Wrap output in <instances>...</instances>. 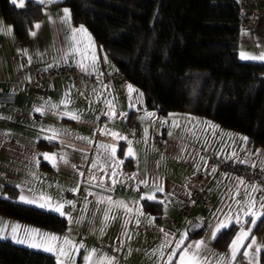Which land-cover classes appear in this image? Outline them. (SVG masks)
<instances>
[{
    "label": "crops",
    "instance_id": "obj_1",
    "mask_svg": "<svg viewBox=\"0 0 264 264\" xmlns=\"http://www.w3.org/2000/svg\"><path fill=\"white\" fill-rule=\"evenodd\" d=\"M32 1L40 5V17L32 23L27 42L16 38L12 25L0 12V197L59 214L50 207H39V201L26 204L19 200L21 194L29 198L41 194L50 197L56 204H63L66 226L59 232L0 214V239L50 254L55 264L56 252L17 243L12 228H17L15 235L19 238L28 229L55 235L61 241L69 239L76 251L65 264H88L85 257L89 254L92 264H106V259H111L112 264H166L176 241L187 233L172 264H179L183 248L198 241L205 242L199 253L204 264H217L221 257H228L241 225H230L234 232L223 249L214 245L211 233L229 213L233 219L237 215L244 219L237 202L246 203L249 194L259 209L264 201V183L257 185L243 176L215 170L207 185L213 192L212 209L193 204L190 217L183 218L180 212L189 196L185 180L195 169L206 170L209 156L229 160L236 153H242L244 166L256 167L264 175V148L252 146L244 134L209 118L183 111L159 113L147 106L142 90L124 76L117 78L119 96L114 97L104 76L116 68L88 29L72 21L63 0ZM246 1L264 9V0ZM66 8L70 12L68 22L64 20ZM37 24L39 28L35 27ZM81 26L87 36H74L72 30ZM242 52L264 53V14L258 15L248 28H240L237 47L240 60L264 62L241 59ZM30 58H36L43 69L67 62L90 74L84 98L69 79L54 76L48 81L45 96L34 99L30 93V82L34 80L32 64L27 62ZM129 85L136 91L129 92ZM66 97V103H61ZM108 102L115 116L108 114ZM37 108L42 110L36 111ZM73 114L78 119L71 118ZM174 122L179 126H174ZM54 132L58 134L49 139ZM156 134L166 142L164 151L150 149V139ZM129 141L133 156L127 155ZM101 145L114 146L115 157ZM45 153L56 154L55 159L46 160ZM240 180L244 183L240 184ZM157 186L163 191H157ZM63 192L68 197H63ZM149 196L154 198L148 199ZM168 218L175 219L178 226H171ZM250 226L251 217L243 227L247 231ZM165 233L171 243L161 249ZM252 237L264 245V217L252 228L235 264H260L264 250L257 254L253 248L248 257L243 255ZM224 264L232 262L225 260Z\"/></svg>",
    "mask_w": 264,
    "mask_h": 264
},
{
    "label": "trees",
    "instance_id": "obj_2",
    "mask_svg": "<svg viewBox=\"0 0 264 264\" xmlns=\"http://www.w3.org/2000/svg\"><path fill=\"white\" fill-rule=\"evenodd\" d=\"M117 71L138 86L159 113L209 118L264 148V62L238 57L236 0H63ZM16 38L27 42L40 5L0 0ZM0 214L63 231L64 216L0 197ZM234 227L213 243L223 249ZM197 233V232H196ZM0 264H55L54 256L0 239ZM264 264V252L260 253Z\"/></svg>",
    "mask_w": 264,
    "mask_h": 264
},
{
    "label": "snow or ice",
    "instance_id": "obj_3",
    "mask_svg": "<svg viewBox=\"0 0 264 264\" xmlns=\"http://www.w3.org/2000/svg\"><path fill=\"white\" fill-rule=\"evenodd\" d=\"M40 2H44V0H40ZM49 2H51V0H49ZM12 3L17 5L18 7L23 8L25 5V0H19L18 4H17V0H12ZM64 20H65V22H68L70 20V12L67 8L64 9ZM35 27L39 28V24L35 25ZM9 31H10V29H9ZM72 31H73L74 36L76 33H80V34H83L84 36H87V31H86V29H84L83 26H81L79 29H73ZM32 35H35V33L33 32ZM241 59H245V60L259 59V60L264 61V53H260L259 55H250V54H246V53L242 52L241 53ZM92 60H93V63H95V55L94 54L92 55ZM128 89H129V92L136 91L130 85L128 86ZM66 101H67V97L65 98V101H62L61 103H66ZM108 104H109V113L108 114H110L111 116H115L116 114L114 111H112L111 102H108ZM51 107H56V106L51 105ZM41 110H42L41 108L36 109V111H41ZM71 118L78 119V117L75 114H73L71 116ZM174 126H179V125L176 124V122H174ZM57 134L58 133L54 132L53 136L49 137V139H54ZM111 135L117 136L118 134L111 133ZM243 139L246 140V138H243ZM101 147L104 148L106 151L110 149L111 155L113 157H115L116 148L114 146L101 145ZM55 155L56 154L49 155V154L45 153L44 158L46 160L53 161L55 159ZM127 155L128 156L134 155V152L131 148V141H129V148H128ZM60 158L62 160L64 159L63 156H61ZM119 163H122V161H120ZM53 166H55V164H53ZM212 171L215 172V169H212ZM81 175H83V174L81 173ZM113 175H115V172H113ZM141 183L147 184V181L141 180ZM239 183L243 184L244 181L240 180ZM156 190L162 192L163 188L161 186H157ZM256 190L257 189L255 187H253L252 191L255 192ZM73 191H75V189H73ZM143 198L144 197H142V199ZM147 198L153 199L154 197L149 196ZM19 200L23 203H26V204H35V203H37V201H39V203H38L39 207H41V208L50 207V209L52 211L59 213L61 216L66 215L65 212L62 210L63 204H56L55 202H53L51 200L50 197H46L43 194H41L39 197L32 196L31 198L21 194L19 197ZM108 201L111 202L110 197L108 198ZM67 203L72 204L71 201H67ZM119 203L123 204V202H119ZM237 203L241 205L239 208V211L243 214L244 219L242 220L239 215L235 216V219H233V215L231 213H229L225 216L224 220L218 222L217 226L215 227V229L211 233L212 238L215 239L217 237V235L223 229H227L228 227H230V225L232 223L241 225L240 231L237 233L236 237L231 242L230 249H229V256L228 257H221L217 261V264H224L225 260H230L232 262V264H235V259H236L237 255L239 254L240 249L244 248V242L249 238L251 231H252V228H254L256 226L258 220H260L262 217H264V201L261 202L260 208L256 209V201H255V198L251 194H249V199L246 203H242L240 201H238ZM123 206L125 208H127V205H123ZM73 207H74V205H73ZM127 210L131 211L130 208ZM140 214L142 215V212ZM104 215H105V219L107 220L108 219V212L106 211ZM249 217H251V226L247 229V231H245L243 225H244V223H247V220ZM69 222H71V220ZM161 231L163 232L164 230L161 229ZM12 232L14 234L13 239L16 240L17 243L28 244L30 247H33V248H43V250L49 251V252H53V251L56 252L58 264H65V260L70 261L72 253L74 251H76L75 245H73L72 242L67 238H64L61 241V239L55 235L42 234V233H39L37 230H28V229L24 230L23 238H19L15 235L17 232L16 227L12 228ZM168 235H169L168 233H165V241L160 246L161 249L167 247L171 243V241H169L167 239ZM130 238L131 237L129 236V239ZM186 238H187V233H184L181 235L180 239L178 241H176L175 248H173L171 254L167 257L166 264H172L173 257L176 256L177 250L181 249V247L184 243V240ZM204 245H205L204 241H198V242H195L194 244L188 245V247H186V248H183V250L180 252V256H179V264H204L202 258L200 257V254H199L200 249ZM193 248L195 249V251H190V249H193ZM253 248H255V252L258 254L261 250H264V245L257 244L256 238L252 237L251 242L247 245V248L244 250L243 255L245 257H248L250 250H252ZM85 260L88 262V264H92L91 254H89V256H86ZM106 264H112V260L106 259Z\"/></svg>",
    "mask_w": 264,
    "mask_h": 264
},
{
    "label": "built area",
    "instance_id": "obj_4",
    "mask_svg": "<svg viewBox=\"0 0 264 264\" xmlns=\"http://www.w3.org/2000/svg\"><path fill=\"white\" fill-rule=\"evenodd\" d=\"M12 1V0H11ZM18 1V0H17ZM239 12L241 15L239 21L240 28H248L258 15L264 14V9L250 5L249 1L241 0L238 2ZM26 61V60H25ZM32 64L34 80L30 82V93L34 99H42L48 89V81L54 76H61L69 79L71 83L78 89L81 96H85V84L90 80V74L79 71L75 66L67 62L58 67L41 68L36 58L27 59V62ZM123 75L119 71L106 74L105 80L110 92L114 97L119 96V87L117 78ZM150 149L153 151H164L166 142L161 135H152L149 142ZM212 169L231 172L235 175L243 176L245 180L251 181L254 184L261 185L264 183V175L261 170L256 167H246L243 164L242 153H236L229 160H217L213 156L207 158V169L192 171L185 180V185L188 190V202L184 209L181 210L183 218H189L191 215V206L200 204L207 210L213 207V192L208 188V180L212 176ZM264 192V187L262 188ZM63 197H68V193L63 192ZM68 211H66L67 213ZM168 223L177 227L178 222L173 218H168Z\"/></svg>",
    "mask_w": 264,
    "mask_h": 264
}]
</instances>
